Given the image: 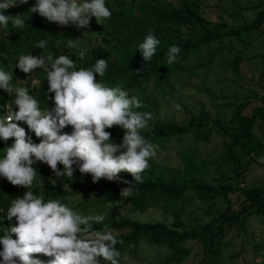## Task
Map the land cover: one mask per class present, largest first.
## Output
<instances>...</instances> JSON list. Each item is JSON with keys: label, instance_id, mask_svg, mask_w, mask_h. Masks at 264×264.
<instances>
[{"label": "trees", "instance_id": "16d2710c", "mask_svg": "<svg viewBox=\"0 0 264 264\" xmlns=\"http://www.w3.org/2000/svg\"><path fill=\"white\" fill-rule=\"evenodd\" d=\"M36 3L37 0H28V3L17 4L6 10L5 15L21 16L25 26L23 29L15 28L11 21L7 29L0 26V69L12 72L13 82L27 87L29 94L39 101L41 110H49L55 115L54 100L46 99V95L51 94L54 97V93L48 92L49 85L45 73L39 68L29 74L22 72L16 67L19 57L27 54H50L56 58L63 54L74 60L76 70L81 67L92 68L98 59H106L105 74L103 77L96 74L97 82L100 81L108 87L120 86L128 91L130 97L139 98L143 107L134 110L148 112L155 117L153 121H149L150 127L142 130L141 134L149 142L159 145L158 149L165 147V142L176 134L190 132L197 139H201L208 136L209 129L206 123L200 121L201 118H192L185 125L162 120L159 117L157 94L146 92L142 87L143 83L155 80L157 93L163 97L166 92L164 80L172 74L185 71L187 62L203 49L208 55L204 74L215 61L237 70L242 57L236 56L227 61L224 49L228 48L234 38L242 43L248 42L244 33L254 32L264 25V7L258 9L255 17L248 23L240 24L236 28L213 30L205 24L200 0H116L106 2L112 16L101 24L97 22V31L91 35L88 32L89 27L78 28L71 24L62 26L48 22L38 13H31L29 10ZM94 20L95 17L91 19L90 24ZM149 32L155 34L160 43L156 54L147 62L138 51V45ZM196 32L200 35L194 38ZM42 39L48 41L47 48H36ZM69 39H79L80 49H86L82 58L78 56L80 49L66 48ZM213 44L215 45L212 46ZM173 45L178 46L181 52L177 62L168 65L166 54ZM262 56L264 59V53ZM188 73L189 76L193 74L192 71ZM37 79V85L32 87L31 82ZM13 98L14 95L9 96L6 91L0 89V107L6 100ZM204 113L202 116L205 119L207 113ZM230 121L231 125L227 130L221 124L219 126L230 141L224 143L222 152L216 158L206 159L193 152H180V166L150 165L141 174L142 183L136 182L127 172L119 174L120 181L102 178L93 183L91 174H81L75 165L71 180L67 177H55L51 168L40 162L34 165L37 177L31 189L24 188L21 191L19 186H13L0 177V236L4 235L5 229L16 224L15 218L12 221L6 219L11 202L31 190L35 195H42L45 202L49 199H59L76 211L93 203L91 199L102 204L124 203L129 206L131 212L160 207L174 215L171 223L118 219L103 210L96 214H105L106 220L101 225L94 224L93 227L103 230L107 225L114 231V235L123 241L116 245L121 257L136 252L139 242L145 240L151 245L169 249L170 253L160 261L161 264H178L190 251L185 243L196 241L204 253L203 258L211 264H217L220 256L219 243L225 235L232 228L245 232L251 216L264 215V186L240 185L243 181L229 183V177L219 168L215 169L218 176L216 182L205 180L207 167L211 163L220 161L229 166L235 176H244L249 162L264 153V143L255 133V126H264V105L255 106L250 114L244 113L243 108L238 105ZM21 126L27 130L26 123ZM63 131L71 134L74 129L69 125ZM106 131L112 134L114 143L123 142L124 130L119 126L107 128ZM28 134L35 143L40 142L30 130ZM13 143L14 138L5 142V150L0 151V158H3L6 147ZM59 168L64 170L63 165H59ZM51 179H56L55 185L51 183ZM222 179L224 180L221 181ZM65 184L71 189L64 191ZM129 186L133 187V194L130 197H121V190ZM234 193L238 194L239 203L237 208L232 209L229 195ZM73 197L82 201H77L71 206L67 201ZM193 197L205 203L204 212L209 216L208 220L185 221L180 217L184 210L193 205ZM222 205H225L224 209H221ZM13 238H16L15 235ZM2 247L0 245V250ZM38 258L48 259L42 255Z\"/></svg>", "mask_w": 264, "mask_h": 264}, {"label": "clouds", "instance_id": "9594fccd", "mask_svg": "<svg viewBox=\"0 0 264 264\" xmlns=\"http://www.w3.org/2000/svg\"><path fill=\"white\" fill-rule=\"evenodd\" d=\"M28 3V0H0V26L7 29L9 21L13 27L23 29L25 21L21 16L5 15L10 7ZM38 13L48 22L62 26L75 25L88 28L93 17L101 24L112 16L106 0H37L29 10ZM79 39H69L66 48L80 49ZM115 43V42H113ZM160 41L149 32L138 45L145 61H150L157 52ZM48 41L42 39L36 48L45 49ZM86 49H80L78 56H84ZM181 49L169 48L167 64L177 62ZM22 72L29 74L42 69L48 81L49 94L53 99L54 112L41 110L39 101L29 94L27 87L13 82L10 71L0 69V89L9 96H15L12 105H5V114L0 115V151L5 142L14 138L0 158V177L13 186L31 189L37 177V162L47 164L55 177L74 175V165L81 174H91L93 183L102 178L120 181V173H130L136 182L142 183L141 174L150 166V160L157 157L159 145L153 144L141 134L150 127L155 117L148 112L134 109L143 107L136 96H129L120 86L108 87L97 82L96 74L103 77L107 68L106 59H98L92 68L76 70L73 59L67 55H21L16 64ZM36 81H33L35 84ZM179 108V105H176ZM27 125V130L22 124ZM71 125L74 131L63 130ZM119 126L124 130L123 142L116 144L107 128ZM31 131L40 140L35 143ZM119 153V154H118ZM264 162V158H262ZM59 165H63L61 171ZM129 183L128 181H123ZM53 185L56 179H51ZM68 184L64 191L70 190ZM133 187L121 190V197H130ZM1 211V208H0ZM16 220L14 226L5 229L0 236V264H122L129 257L117 250L123 243L114 231L105 225L94 229L106 220L105 214L84 215L73 210L59 199L45 202L42 195L28 190L17 197L7 209L6 219ZM15 235V239L13 238ZM48 259H40L39 256ZM259 264V261H257Z\"/></svg>", "mask_w": 264, "mask_h": 264}, {"label": "rangeland", "instance_id": "374dc122", "mask_svg": "<svg viewBox=\"0 0 264 264\" xmlns=\"http://www.w3.org/2000/svg\"><path fill=\"white\" fill-rule=\"evenodd\" d=\"M116 0H106L113 2ZM178 1V0H176ZM205 24L213 30H225L236 28L240 24L250 22L258 9L264 7V0H200ZM97 21L89 25L88 32L94 35L97 31ZM199 32L194 38L199 37ZM185 36H187L185 34ZM248 42L242 43L234 38L224 49L225 59L230 61L236 56L242 57L238 69L225 66L215 61L211 63L208 72L204 70L208 64V55L205 49L193 56L186 64L183 72L172 74L164 80L166 92L163 97L157 93L155 80L143 83L142 87L150 94H157L159 103V117L165 122L187 124L190 119L206 123L209 133L207 137L197 139L192 133L176 134L165 142V147L157 150V157L150 160V165L164 164L178 167L181 165L180 152H193L206 159H214L223 150L225 142L229 138L219 128L220 124L229 129L231 117L235 108H243V112L250 114L255 106L264 105V25L254 32H246ZM87 39V37L85 38ZM84 39V41H85ZM213 44L212 46H214ZM208 68V67H207ZM188 71H192L189 76ZM31 82L32 87L37 85ZM30 87V86H29ZM52 97V95L50 94ZM176 105L180 107L177 108ZM49 109V108H48ZM206 112V113H204ZM207 118H203V114ZM215 122H218L216 124ZM256 136L264 143V126H255ZM120 144V143H116ZM5 150V149H2ZM119 154V153H118ZM264 153L255 160L249 162L244 176H235L229 166L216 161L207 167L205 180L216 182L218 178L216 168H219L229 177V183L241 182L240 185L264 186ZM222 179L221 181H223ZM22 191L24 187H20ZM78 209L82 214L101 213L107 211L114 218H130L138 221H164L171 223L174 215L160 207H151L145 211L131 212L129 206L124 203L96 202ZM231 208L238 207V194H230ZM78 197L68 199V204L74 206ZM205 203L193 197V205L184 210L180 217L189 221L208 220L204 212ZM225 205L221 206L224 209ZM232 228L219 243L220 256L217 264H264V215L255 214L248 220V229L240 232ZM14 236V234H13ZM190 248L188 255L178 264H211L206 261L199 242L188 241L185 243ZM170 253L169 249L162 246H154L147 241H141L137 245L136 252L127 254V262L122 264H161V260Z\"/></svg>", "mask_w": 264, "mask_h": 264}, {"label": "built area", "instance_id": "2783aa9c", "mask_svg": "<svg viewBox=\"0 0 264 264\" xmlns=\"http://www.w3.org/2000/svg\"><path fill=\"white\" fill-rule=\"evenodd\" d=\"M80 57V56H79ZM15 99V98H14ZM14 99H9V100H6L5 103L3 104V106L0 107V115H4L5 114V105H12L13 107V110H16L18 111V107L13 103V100ZM3 142L2 139H0V144Z\"/></svg>", "mask_w": 264, "mask_h": 264}]
</instances>
